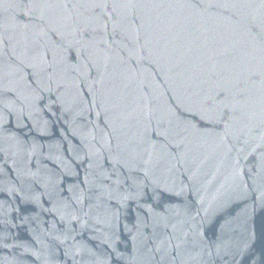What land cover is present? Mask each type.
<instances>
[{"label":"water","instance_id":"obj_1","mask_svg":"<svg viewBox=\"0 0 264 264\" xmlns=\"http://www.w3.org/2000/svg\"><path fill=\"white\" fill-rule=\"evenodd\" d=\"M0 264H264V0H0Z\"/></svg>","mask_w":264,"mask_h":264}]
</instances>
